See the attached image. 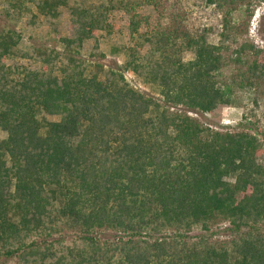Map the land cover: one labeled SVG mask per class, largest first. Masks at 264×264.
I'll use <instances>...</instances> for the list:
<instances>
[{
    "label": "trees",
    "instance_id": "trees-1",
    "mask_svg": "<svg viewBox=\"0 0 264 264\" xmlns=\"http://www.w3.org/2000/svg\"><path fill=\"white\" fill-rule=\"evenodd\" d=\"M6 1L20 13L32 3L53 27L67 6L73 32L59 36L62 50H23L15 28H0V257L11 264H264V130L213 129L189 114L219 122V109L235 105L238 92L264 99V48L243 40L252 0H205L221 14L217 43L206 28L190 31L181 13L140 32L131 0ZM115 9L130 15L132 45L118 46L123 63L104 78L100 64L87 74L84 43L111 28ZM241 9L247 20L239 22ZM95 53L103 57L97 43ZM132 73L155 85L159 99L130 85ZM102 231L112 236L101 238Z\"/></svg>",
    "mask_w": 264,
    "mask_h": 264
},
{
    "label": "rangeland",
    "instance_id": "rangeland-1",
    "mask_svg": "<svg viewBox=\"0 0 264 264\" xmlns=\"http://www.w3.org/2000/svg\"><path fill=\"white\" fill-rule=\"evenodd\" d=\"M74 1L80 2L87 6H96L106 0H69L72 5ZM135 2L133 11L137 14V19L141 20L140 32L153 29L158 23L167 25L170 21V14L181 13L182 20L187 28L192 32L201 31L206 28L207 40L211 43H217L219 33L221 31V14L213 6L208 5L205 0H160L164 4L161 9L154 8L147 3H141L140 0H131ZM7 1L0 0V28L4 25L15 28L21 35V41L18 48L28 50L33 47H55L62 50V45L57 41L59 36H71L73 25L69 19V9L67 6L59 8L60 16L55 22L54 27L46 23L43 16L36 12L35 6L32 3L26 2L24 12L20 13L7 8ZM252 14L248 19L247 33L243 40L252 42L256 47L264 48V0H252ZM35 15L34 22H31V16ZM129 14L122 9H115L111 12L109 24L111 28L107 31H98L95 39L88 40L84 43L83 56L87 59L86 73L90 74L93 71L94 64L102 65L100 78H104L107 70L112 67H119L123 63L124 53L118 49L119 45H132V40L128 31ZM237 21L242 22L247 20V15H244L243 9L235 13ZM98 44V51L103 54V57L93 53L94 44ZM236 45H232V48ZM192 53L185 52L183 58L185 60L192 58ZM20 64L30 68L38 67L39 64L33 60L16 58ZM231 71V67L222 70V74L227 75ZM128 83L133 87L141 90L146 95L159 99L158 89L155 85L144 83L140 78L133 73L131 77L127 74ZM237 101L235 105L221 107L218 111L221 119L215 122L211 119L210 114L192 113V116L202 124L210 128L220 130L236 129L239 123H244L251 127L253 124L261 127L264 130V99L259 98L254 101L253 91L248 89L237 93ZM50 120H57L56 116H48ZM226 122L227 125H224ZM6 137V132L0 130V140ZM225 224L219 225L218 228H223ZM200 229H194L191 234L200 233ZM66 239L73 237L69 231H63L61 234ZM101 238H109L112 236L110 231H102L98 233ZM216 238L226 239L229 237L226 233H219ZM0 264H11L8 260L0 257Z\"/></svg>",
    "mask_w": 264,
    "mask_h": 264
},
{
    "label": "built area",
    "instance_id": "built-area-1",
    "mask_svg": "<svg viewBox=\"0 0 264 264\" xmlns=\"http://www.w3.org/2000/svg\"><path fill=\"white\" fill-rule=\"evenodd\" d=\"M189 114L190 115H192V112H189ZM196 113H194V115H195ZM206 115L208 114V113H205ZM209 115V114H208ZM224 123V125H227V123L226 122H223ZM215 129H217V128H215Z\"/></svg>",
    "mask_w": 264,
    "mask_h": 264
}]
</instances>
